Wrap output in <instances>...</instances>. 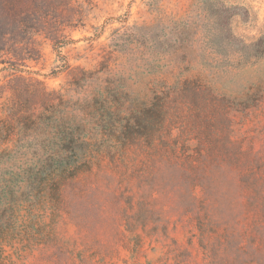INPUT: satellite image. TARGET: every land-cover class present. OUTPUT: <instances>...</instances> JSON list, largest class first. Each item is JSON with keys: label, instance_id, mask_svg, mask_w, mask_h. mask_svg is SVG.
<instances>
[{"label": "rangeland", "instance_id": "1", "mask_svg": "<svg viewBox=\"0 0 264 264\" xmlns=\"http://www.w3.org/2000/svg\"><path fill=\"white\" fill-rule=\"evenodd\" d=\"M221 1L245 8L224 18L239 39L264 35V0ZM196 2L0 0V264H264V56L230 66L201 34L187 54L149 48V26ZM163 91L149 146L137 113ZM113 94L78 165L28 192L9 153L30 125Z\"/></svg>", "mask_w": 264, "mask_h": 264}, {"label": "trees", "instance_id": "2", "mask_svg": "<svg viewBox=\"0 0 264 264\" xmlns=\"http://www.w3.org/2000/svg\"><path fill=\"white\" fill-rule=\"evenodd\" d=\"M243 9L245 8L241 5L227 4L221 0H197L195 9L184 16L171 17L167 21H159L149 26V48L154 53L175 54L178 51L187 54L201 34V38L203 37L209 45L212 58L217 57L218 61L230 66L234 60L244 66L252 64L264 56V35L248 43L239 39L224 21L225 17L231 18ZM20 11L24 12L23 9ZM32 12L33 9L25 13ZM19 17L25 20L22 14ZM178 89H193L197 92L202 89L211 90L198 84H192L191 87L188 82ZM107 93L110 92L107 90ZM167 94L166 91L157 94L148 107L137 113V118L141 117L146 121L143 127H149V146L154 145L165 125ZM114 96L115 94L113 99L107 96L102 99L96 95L91 98H78L72 101L66 118L55 120L53 117H47L30 125L29 131H32V134L20 139L16 145L17 149L9 153V156L13 157L18 152L22 158V182L28 192L38 189L49 174L78 165L89 146L86 133L89 132L88 124L92 121L91 118L95 120L94 129L101 130L103 115L110 117L116 110L118 100ZM106 127H110V124ZM136 127L139 128V125L134 123L128 125L127 129L134 130ZM106 131L109 137L113 136L114 132L111 133L108 129ZM6 154H0V158H4ZM6 174V167L0 164L1 188L6 182Z\"/></svg>", "mask_w": 264, "mask_h": 264}]
</instances>
